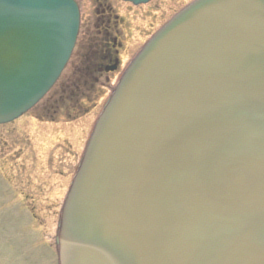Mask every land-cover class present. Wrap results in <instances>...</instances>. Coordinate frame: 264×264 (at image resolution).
<instances>
[{
  "label": "water",
  "instance_id": "1",
  "mask_svg": "<svg viewBox=\"0 0 264 264\" xmlns=\"http://www.w3.org/2000/svg\"><path fill=\"white\" fill-rule=\"evenodd\" d=\"M78 26L74 0H0V125L53 86ZM55 243L57 264H264V0H195L140 48Z\"/></svg>",
  "mask_w": 264,
  "mask_h": 264
},
{
  "label": "rangeland",
  "instance_id": "2",
  "mask_svg": "<svg viewBox=\"0 0 264 264\" xmlns=\"http://www.w3.org/2000/svg\"><path fill=\"white\" fill-rule=\"evenodd\" d=\"M93 1L76 0L80 28L58 80L22 116L0 125V264H56L59 211L98 113L127 59L149 38L145 28L153 23L157 27L164 18L155 16L165 12L169 17L189 0H164L155 15L143 20L135 15L146 6L129 7L109 0L122 16L121 27L128 24V29L120 30L122 65L109 81L100 78L85 85L84 61L91 44L86 33L94 19Z\"/></svg>",
  "mask_w": 264,
  "mask_h": 264
},
{
  "label": "flooded vegetation",
  "instance_id": "3",
  "mask_svg": "<svg viewBox=\"0 0 264 264\" xmlns=\"http://www.w3.org/2000/svg\"><path fill=\"white\" fill-rule=\"evenodd\" d=\"M119 1L127 4L129 7L146 6V10L142 9L135 15V18L140 20H143L150 15H155L153 12L160 10V5L164 4V0H162L160 4H157L159 0H155V4L154 0H148L147 3L137 5H133L132 3L121 0ZM172 1L175 2V0ZM192 1L193 0H189L187 2L190 3ZM180 2L186 3L184 0H181ZM188 3L182 4L183 6L173 12L169 17H166L167 14L165 15V12H163L161 15L155 16V19L164 18V20L157 27H155L156 23H153L150 24L148 28H145L147 29L148 34L152 35L156 33L167 22L168 19H170ZM92 5L95 6L93 10L94 19L92 21V26L87 29L86 33L87 40H90L91 44L88 42L89 53L85 55L84 64L86 63L85 65L87 70L85 69L86 73L83 79L84 83L90 80L92 82H96L100 78H103L105 81H109V76L118 70V68L122 65L120 55H124V53L120 54L123 46L120 30L123 31L126 27V29H128V24L127 26L121 27L124 23L122 16L116 13L109 0H94ZM169 12H172V10ZM79 13L81 20L80 8ZM90 28H93V31ZM130 59H127V63ZM119 76L120 74L118 77ZM86 77H89V79H85Z\"/></svg>",
  "mask_w": 264,
  "mask_h": 264
}]
</instances>
